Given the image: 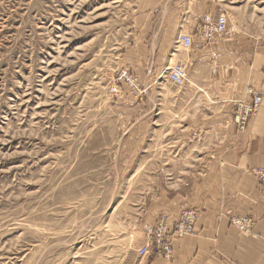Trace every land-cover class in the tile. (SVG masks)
Returning <instances> with one entry per match:
<instances>
[{
  "label": "rangeland",
  "instance_id": "rangeland-1",
  "mask_svg": "<svg viewBox=\"0 0 264 264\" xmlns=\"http://www.w3.org/2000/svg\"><path fill=\"white\" fill-rule=\"evenodd\" d=\"M216 1L233 30L264 40V0ZM146 3L0 0V264H139L144 249L160 255L161 220L172 231L198 215L160 214L138 249L149 199L198 159L203 141L181 134L220 105L195 78L171 81L186 66L175 50L171 65L157 63ZM226 216L259 238L253 218Z\"/></svg>",
  "mask_w": 264,
  "mask_h": 264
},
{
  "label": "crops",
  "instance_id": "crops-1",
  "mask_svg": "<svg viewBox=\"0 0 264 264\" xmlns=\"http://www.w3.org/2000/svg\"><path fill=\"white\" fill-rule=\"evenodd\" d=\"M146 4L151 15L156 14L148 30L157 63L171 65L175 50L186 64L187 80L195 78L196 88L201 91L198 87L204 85L220 105L216 113L198 117L181 134L182 140L197 134L203 141L196 148L198 159L178 183L149 199L138 249L150 242L149 231L160 214L174 220L183 207L198 212L195 235L176 240L171 259L152 255L140 258L139 264H264V185L253 173L264 168V40L233 30L230 20L228 33L216 41L207 43L199 37L203 18L222 14L216 0H147ZM184 34L193 36L187 52L177 45ZM250 89L262 93L263 102L247 128L239 131L233 123L236 103L250 102ZM227 213L253 218L259 238L232 227Z\"/></svg>",
  "mask_w": 264,
  "mask_h": 264
},
{
  "label": "built area",
  "instance_id": "built-area-1",
  "mask_svg": "<svg viewBox=\"0 0 264 264\" xmlns=\"http://www.w3.org/2000/svg\"><path fill=\"white\" fill-rule=\"evenodd\" d=\"M228 28V16L226 14L213 16L212 14L206 15L197 29V35L203 38L207 43H212L218 38L226 34ZM178 43L185 49H190L193 45V36L184 34L178 37ZM171 81L176 85H183L186 80V69L182 65H177L176 68L170 74ZM254 101L251 104L247 102H237L233 121L237 125L240 131L246 129L248 125V118L255 114L257 108L262 102L260 94L254 95ZM260 176L264 182V172L260 170ZM198 221V215L192 212H187L182 215L180 222L176 225L174 230H170L168 220H161L155 230L152 233V244L154 245L153 251L160 254V257L171 258L173 253V245L176 240L182 239L184 236L194 234V224ZM249 220L243 221L239 219H233L235 228L243 232L248 231ZM197 224V223H196ZM151 254L150 249H144L142 251L143 257Z\"/></svg>",
  "mask_w": 264,
  "mask_h": 264
},
{
  "label": "bare ground",
  "instance_id": "bare-ground-1",
  "mask_svg": "<svg viewBox=\"0 0 264 264\" xmlns=\"http://www.w3.org/2000/svg\"><path fill=\"white\" fill-rule=\"evenodd\" d=\"M253 2H254V1H253ZM258 2H259V1H258ZM250 3H251V2H250ZM256 3H257V2H256ZM228 23H229V19H228ZM227 29H228V28H227ZM180 65H181V64H180ZM182 66H183V65H182ZM183 67H184V66H183ZM185 69H186V68H185ZM186 80H187V70H186ZM186 80H185V83H186ZM185 83H184V84H185ZM184 84H183V85H184ZM251 91H252L253 93H255V94H260V93H256L254 90H251V89H250V90H249V94H251V95H252V92H251ZM260 96L262 97V102H263V95L260 94ZM252 97H253V96H252ZM262 102H261V104H262ZM261 104H260V106H261ZM260 106H259V107H260ZM233 123H234V121H233ZM234 124H235V123H234ZM236 126H237V125H236ZM237 128H238V127H237Z\"/></svg>",
  "mask_w": 264,
  "mask_h": 264
}]
</instances>
